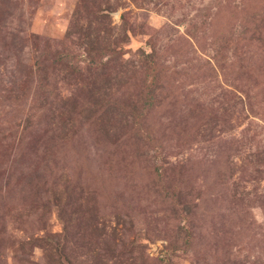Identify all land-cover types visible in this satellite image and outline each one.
I'll list each match as a JSON object with an SVG mask.
<instances>
[{
    "label": "rangeland",
    "instance_id": "374dc122",
    "mask_svg": "<svg viewBox=\"0 0 264 264\" xmlns=\"http://www.w3.org/2000/svg\"><path fill=\"white\" fill-rule=\"evenodd\" d=\"M0 264H264V0H0Z\"/></svg>",
    "mask_w": 264,
    "mask_h": 264
},
{
    "label": "trees",
    "instance_id": "16d2710c",
    "mask_svg": "<svg viewBox=\"0 0 264 264\" xmlns=\"http://www.w3.org/2000/svg\"><path fill=\"white\" fill-rule=\"evenodd\" d=\"M54 60L56 62L64 63V62H69L71 58L69 57V52L67 49H64L62 51H54ZM41 86H38V88ZM42 88V87H41Z\"/></svg>",
    "mask_w": 264,
    "mask_h": 264
}]
</instances>
